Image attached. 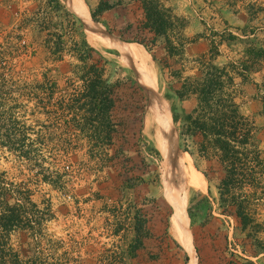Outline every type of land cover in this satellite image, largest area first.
<instances>
[{
	"label": "rangeland",
	"instance_id": "obj_1",
	"mask_svg": "<svg viewBox=\"0 0 264 264\" xmlns=\"http://www.w3.org/2000/svg\"><path fill=\"white\" fill-rule=\"evenodd\" d=\"M60 1L72 16L51 11L47 0H0V72L4 75L0 84V101L16 104V114L32 129L28 138L35 150L33 156L39 162L33 165L0 149V171H4L9 180L22 182L30 188L32 200L39 205L49 203L53 216L45 222V230L48 236L59 242L51 252L57 255L63 251L68 253L69 260H62L63 264H111L110 260L83 258L128 242L121 237L125 230L114 233L117 222L114 210L120 208L122 184L131 177H137L139 183L128 197L149 218L152 234L144 240L143 248L129 264H189L186 246L177 240L171 228L172 207L166 196L164 156L161 153L166 144L147 120L154 112L156 118L167 126V116L170 117L176 150H180L176 154L190 157L178 145L170 102L164 98L166 86L170 81L174 86L179 85L180 80L173 77L174 71H178L182 78L196 75L201 63L209 60L212 42H216L218 48L212 60L215 64H237L243 58L244 43L218 44L219 37L215 33L239 35L237 28L249 24L264 44V15L257 11V8L264 7V0H162L169 13L177 18L170 35L180 53L173 57L166 56L162 38L151 52L140 43L150 44L148 39L152 34L142 28L143 10L138 1L109 0L116 5L99 15L96 22L123 41L141 44L149 54L155 72L152 86L164 106L163 109L156 105L153 112L149 108L150 95L136 80L135 73L122 60L120 53L91 45L83 22L70 10L67 0ZM83 1L89 11V7L95 8L99 0ZM81 33L109 61L107 73L110 80H119L121 84L112 112L116 131L112 143L102 152L95 151L92 141L84 135L66 130L62 123L59 124L56 114L57 96L62 94L66 85L69 90L79 85L78 73L72 72L71 64L77 63V59L70 42L80 40ZM58 36H61V42L57 49L62 60L55 62L51 52L56 49ZM253 69L248 74L251 81L240 85L237 100L241 111L254 117L261 128L259 139L264 149L262 104L253 84L264 81V63H256ZM128 76L136 85H129ZM48 80L57 84L50 99L46 98L50 89L37 88L38 84ZM182 104L189 109L193 100H183ZM166 134L170 139L167 129ZM153 146L159 155L153 151ZM191 161L202 175L203 170L209 171L205 162L198 161L197 169L192 158ZM208 174L210 182L203 175L205 188L186 184L179 190L180 197L182 193L185 195L183 213L192 236L194 264H243L242 258L253 264H264V253L256 255L249 240L242 243L239 239L244 238L234 236L236 218L218 211L215 185L219 174ZM201 194L208 198L212 208L203 224L199 221L191 224L187 214L189 198L199 199ZM124 206L123 203L120 210ZM252 208L255 218L262 224L257 236L264 240V188L252 196ZM24 238L21 232L13 235L12 241L20 243ZM173 240L183 249L178 248ZM184 254L188 256L187 260H184Z\"/></svg>",
	"mask_w": 264,
	"mask_h": 264
},
{
	"label": "trees",
	"instance_id": "obj_2",
	"mask_svg": "<svg viewBox=\"0 0 264 264\" xmlns=\"http://www.w3.org/2000/svg\"><path fill=\"white\" fill-rule=\"evenodd\" d=\"M139 2L144 21L142 28L151 35L150 44L140 41L148 52H151L158 39L162 38L167 57L180 53L178 46L171 39L170 31L174 29L177 18L173 17L162 0H136ZM47 6L53 12L62 11L66 16H72L60 0H47ZM116 3L109 0H99L90 15L98 21L99 15L112 9ZM264 15V7L257 8ZM74 22V21H73ZM72 22V24H73ZM239 35L215 33L219 37L218 44L242 42L245 44L243 58L237 64L229 62L218 65L212 60L218 48L216 42H210V57L201 63L199 71L194 76L182 78L178 71L173 77L178 78L179 85L168 82L164 94L170 102L172 121L178 131V145L193 159L199 169L198 161L207 164L208 172L202 171L210 182L209 172L219 174L217 184V209L221 214L236 218L234 236L242 243L249 240L254 246L256 255L264 253V240L257 236L262 224L255 218L252 208V196L264 188V149L260 146L259 132L254 117L245 115L240 109L237 98L240 95V85L251 81L248 74L253 66L264 63V44L254 34L249 24L237 28ZM80 40L70 42L71 50L77 63L71 64L72 72L78 73L79 85L70 90L66 85L56 98V114L59 124L66 130L70 129L84 135L93 143L95 151L103 149L112 143L116 123L112 112L117 102L119 80H110L107 64L109 61L93 46L83 34ZM61 36L55 42L52 60H62L59 48ZM137 43V42H135ZM139 44V43H137ZM141 45V44H140ZM152 58L161 65L152 54ZM2 62L0 61V65ZM0 84L4 75L0 72ZM129 85H136L132 77L127 78ZM260 97L264 117V81L253 82ZM47 85V86H46ZM57 86L55 81L38 84L37 88L50 89L46 98L53 95L52 89ZM49 87V88H48ZM137 87V86H136ZM193 100L191 108L186 109L182 101ZM16 105V104H14ZM0 101V149L14 153L28 160L33 165L38 159L33 156L35 150L29 141L30 126L15 112V107ZM153 151H159L153 146ZM139 183L137 177H131L122 184L120 210H114L117 217L114 233L121 230L122 240L126 244L107 248L96 254H87L83 260H110L111 264H129L137 257L143 248L144 240L152 233L149 229V218L142 209L134 203L128 194ZM30 188L22 182L9 180L4 171H0V264H63L69 260L68 253L61 255L51 252L59 244L45 230V222L52 218L49 203L39 205L31 198ZM212 205L205 195L199 199L189 198L187 214L193 224H201L207 220ZM25 235L20 243H14L12 236ZM246 239V240H245ZM176 246L181 244L173 240ZM188 256L184 254V260ZM243 264H253L247 258H242ZM53 260V261H51ZM95 263V262H94ZM91 264V263H90Z\"/></svg>",
	"mask_w": 264,
	"mask_h": 264
},
{
	"label": "bare ground",
	"instance_id": "obj_3",
	"mask_svg": "<svg viewBox=\"0 0 264 264\" xmlns=\"http://www.w3.org/2000/svg\"><path fill=\"white\" fill-rule=\"evenodd\" d=\"M66 3L70 10L80 19L85 22L87 30V39L93 46H101L116 50L120 53L122 60L129 64L136 76V80L144 85L150 92L149 108L152 112L156 109V105H161L164 109L162 101L157 96L155 89L152 86L151 80L155 79V72L150 63L149 54L144 48L135 42L130 43L121 40L120 38L112 35L107 30L100 27L99 23L94 21L88 13V8L83 0H67ZM167 126L162 123L154 112L147 124L152 126L156 134H159L165 146L161 152L164 156V169H165V191L169 203L172 207V231L177 240L185 244L189 256V264H194V246L192 236L188 229L187 219L183 213V207L186 201L185 195H179V190L183 186L191 185L202 189L206 187V182L203 175L199 173L193 166L191 158L185 155H179L180 150H176V142L174 137V130L171 125L170 117L168 118ZM169 133L170 139L166 134Z\"/></svg>",
	"mask_w": 264,
	"mask_h": 264
},
{
	"label": "water",
	"instance_id": "obj_4",
	"mask_svg": "<svg viewBox=\"0 0 264 264\" xmlns=\"http://www.w3.org/2000/svg\"><path fill=\"white\" fill-rule=\"evenodd\" d=\"M83 24L85 25V27H86V24H85V22H83ZM141 86L144 88V90L148 93V95H150V92H149V90L144 86V85H142L141 84ZM176 148H177V146H176Z\"/></svg>",
	"mask_w": 264,
	"mask_h": 264
}]
</instances>
